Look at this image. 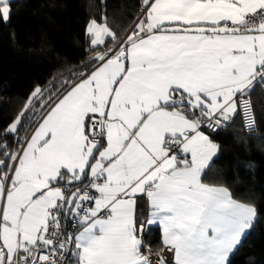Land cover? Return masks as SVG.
Listing matches in <instances>:
<instances>
[{
    "label": "snow or ice",
    "instance_id": "obj_1",
    "mask_svg": "<svg viewBox=\"0 0 264 264\" xmlns=\"http://www.w3.org/2000/svg\"><path fill=\"white\" fill-rule=\"evenodd\" d=\"M101 19L87 71L62 91L37 85L0 128V264H230L260 212L202 174L214 134L237 118L260 131L264 0H140L123 36Z\"/></svg>",
    "mask_w": 264,
    "mask_h": 264
},
{
    "label": "trees",
    "instance_id": "obj_2",
    "mask_svg": "<svg viewBox=\"0 0 264 264\" xmlns=\"http://www.w3.org/2000/svg\"><path fill=\"white\" fill-rule=\"evenodd\" d=\"M140 0H12L11 20L0 23V128L21 111L27 97L39 85L62 91L61 85L75 80L91 55L86 27L91 19L104 22L118 34L130 30L139 13ZM64 87H67L65 84ZM259 132L245 134L239 118L226 130L213 135L219 145L211 166L202 174L204 183L227 187L233 198L254 204L259 212L254 227L230 264H264V91L258 86L251 94ZM37 113L20 136H28L40 119ZM15 147V145H13ZM147 217L146 198L140 201ZM144 240L158 250L159 227L151 226Z\"/></svg>",
    "mask_w": 264,
    "mask_h": 264
},
{
    "label": "crops",
    "instance_id": "obj_3",
    "mask_svg": "<svg viewBox=\"0 0 264 264\" xmlns=\"http://www.w3.org/2000/svg\"><path fill=\"white\" fill-rule=\"evenodd\" d=\"M39 120H40V119H39ZM39 120H38V121H39ZM36 126H38L37 123H36L35 126L32 128V130L30 131V133L28 134V136L32 133L33 129H34ZM147 207H148V204H147ZM148 211H149V208H148ZM147 215H148V212H147ZM154 226L159 227L158 225H154ZM159 230H160V229H159ZM160 233H161V231H160ZM246 235H247V234H246ZM246 235H245V236H246ZM244 238H245V237H244ZM244 238H243V239H244ZM161 239H162V233H161Z\"/></svg>",
    "mask_w": 264,
    "mask_h": 264
},
{
    "label": "built area",
    "instance_id": "obj_4",
    "mask_svg": "<svg viewBox=\"0 0 264 264\" xmlns=\"http://www.w3.org/2000/svg\"><path fill=\"white\" fill-rule=\"evenodd\" d=\"M245 99H248V97H245ZM250 99H251V97H250ZM251 103H252V100H251ZM252 106H253V104H252ZM253 110H254V108H253ZM254 115H255V113H254ZM241 121V120H240ZM241 124H242V122H241ZM242 127H243V125H242ZM243 132L246 134V132H245V130H244V128H243ZM153 250V249H152ZM156 250H153V252H155Z\"/></svg>",
    "mask_w": 264,
    "mask_h": 264
}]
</instances>
